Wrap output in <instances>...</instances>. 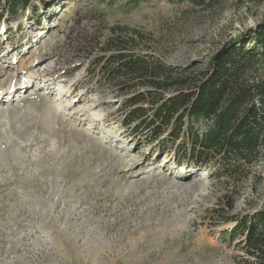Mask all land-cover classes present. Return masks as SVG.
Returning a JSON list of instances; mask_svg holds the SVG:
<instances>
[{
	"label": "rangeland",
	"instance_id": "obj_1",
	"mask_svg": "<svg viewBox=\"0 0 264 264\" xmlns=\"http://www.w3.org/2000/svg\"><path fill=\"white\" fill-rule=\"evenodd\" d=\"M45 2L0 22V264H237L222 236L232 223L210 212L231 181L123 138L121 95L86 74L75 47L127 26L197 71L236 40L248 47L264 0ZM253 68L264 72V55ZM237 189L235 213L262 205L264 156Z\"/></svg>",
	"mask_w": 264,
	"mask_h": 264
},
{
	"label": "trees",
	"instance_id": "obj_2",
	"mask_svg": "<svg viewBox=\"0 0 264 264\" xmlns=\"http://www.w3.org/2000/svg\"><path fill=\"white\" fill-rule=\"evenodd\" d=\"M33 1L0 0V22L16 18ZM105 28L106 34H80L75 48L86 74L121 95L113 104L123 138L170 153L179 165L228 178L230 192L210 212L215 223H232L222 236L236 241L242 251L237 264H264V202L239 214L233 211L231 195L264 156V72L252 69L264 55V24L250 37L248 47L235 45L236 40L218 49L197 71L154 55L143 47L144 37L136 29Z\"/></svg>",
	"mask_w": 264,
	"mask_h": 264
}]
</instances>
